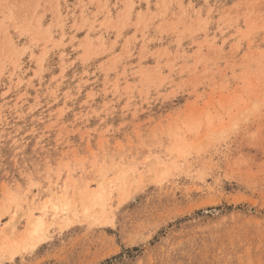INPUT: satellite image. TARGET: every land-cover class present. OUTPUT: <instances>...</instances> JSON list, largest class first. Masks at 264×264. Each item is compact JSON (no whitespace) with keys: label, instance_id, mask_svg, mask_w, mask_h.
<instances>
[{"label":"rangeland","instance_id":"374dc122","mask_svg":"<svg viewBox=\"0 0 264 264\" xmlns=\"http://www.w3.org/2000/svg\"><path fill=\"white\" fill-rule=\"evenodd\" d=\"M0 264H264V0H0Z\"/></svg>","mask_w":264,"mask_h":264}]
</instances>
